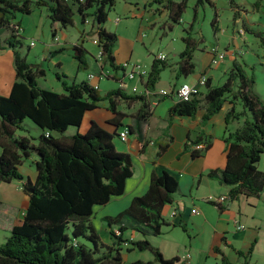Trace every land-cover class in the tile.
Wrapping results in <instances>:
<instances>
[{"label": "trees", "instance_id": "16d2710c", "mask_svg": "<svg viewBox=\"0 0 264 264\" xmlns=\"http://www.w3.org/2000/svg\"><path fill=\"white\" fill-rule=\"evenodd\" d=\"M149 1L150 6L155 5L156 13L166 11L172 25L181 23L187 0ZM260 2L253 3L252 8L259 9ZM115 3L116 0H0V28L11 32L5 47L13 52L15 68V81L9 94L0 95V183L19 182L28 198L27 207L20 218L13 221L9 235L0 244V264H123V254L132 251H147L153 259L135 260L130 264H182L178 257L165 259L148 240L160 236L164 226H175L162 216L163 209L172 204L173 195L178 191L177 180L165 169L151 174L147 191L135 196L127 208L115 216L101 218L109 242L101 240L91 223L93 210L123 195L126 181L133 174V164L129 154L115 147L114 139L119 138V132L109 133L94 122L84 133L78 131L85 112L104 102L115 116L110 124L120 127L119 119L124 114L117 110L118 100L128 104L137 102L139 108L133 116L135 124L124 129L128 134L137 135L140 153H144L150 142H144L142 136L143 125L151 115L148 94L154 90L169 63L156 59L151 62L148 74L139 80L144 94L132 92L134 95H128L118 88L100 95L98 89H93L86 81L68 82L64 74L54 73L62 88V92L57 93L39 84L38 78L44 72L29 65L20 53L23 40L18 38L14 28L19 26L16 16L29 15L34 9L43 8L51 25L57 23L65 30L73 27L77 19L80 25L89 27L87 32L80 31L79 42L71 48V57L79 71H85L87 66L84 58L88 53L83 42L88 37L97 41L95 46L102 53L100 65L120 69L113 56L117 36L105 28ZM204 3L214 8L210 25L215 33L219 30L217 10L211 0H196L192 22L182 30L184 49L178 54L177 77H188L195 72L193 55L203 43L201 36L195 37L196 8ZM228 3L235 23L241 19L239 12L242 10L235 0H228ZM262 3L264 6V0ZM241 29L245 34L258 37L264 52L263 33L254 31L244 21ZM51 34L54 36L55 32ZM58 52H50L46 57L52 58ZM254 85V77L236 60L221 85L212 86L206 78L198 96L188 102L176 101L169 109L163 137L153 142L158 148L156 157L167 150L173 139L169 135L170 118L176 115L193 117L202 109L201 122L204 123L217 114L228 99L236 100L241 105L240 112L233 107L225 121H243L224 139V167L212 169L206 176L230 188L226 203L240 196L259 198L264 187V172L258 169L264 157V103L254 91ZM25 120L38 128L36 139L16 136V131L24 130ZM70 127L77 129L68 134ZM34 140L36 143L32 142ZM201 143L204 147L190 150L191 156L202 155L209 149L210 142L201 136L189 141L194 146ZM188 149L187 143L184 151ZM32 156L35 157L32 162L36 173L34 180L19 172L22 163ZM216 207L220 211L226 208ZM180 227L185 231L182 225ZM130 234L138 238L132 239ZM251 251L248 250L247 257ZM214 252L219 255L220 264H231L219 249L214 248Z\"/></svg>", "mask_w": 264, "mask_h": 264}, {"label": "crops", "instance_id": "0c3cea01", "mask_svg": "<svg viewBox=\"0 0 264 264\" xmlns=\"http://www.w3.org/2000/svg\"><path fill=\"white\" fill-rule=\"evenodd\" d=\"M235 2L240 5L242 10L241 12H243V16L245 17L249 16L247 8H251L253 12L252 15L256 14L258 18L257 22L261 27H264V12H259L257 8L253 9L252 0H235ZM257 2L262 4V0H257ZM122 3V10L124 11L122 14L128 13L133 18L138 20L139 29L134 39L118 35L117 42L113 49V56L117 67H120L124 62L138 64L136 63L137 56L134 51L135 41L142 42L143 38L146 37L144 32L152 30V28L156 27V22L151 20V17L155 16V9L153 11L149 5V0H122ZM115 5H117V0ZM160 11L161 12L157 15L163 19L162 33H165V29L171 31L173 25L168 21L166 11ZM27 16V18L16 19L21 27V32L19 33L18 38L23 40V47L20 49V53L24 56L25 61L29 65L44 72L43 76L39 77L44 82L47 77V72L42 67L43 65L41 62L47 61L53 68V74L62 73L67 77V80L71 79L75 82L86 81L89 85L93 84V82L87 81L88 74L93 73L97 75L102 70H111L112 77L96 81L100 95H104L109 91L118 89L119 80L124 81V88L121 89L128 95H134L132 93V88L134 87L137 90L135 94L140 95L144 92V88L139 82L140 78L128 81L123 79L125 78V75L122 70H113L108 65L101 66L96 57L98 52L95 53L94 49L90 50L88 47H84V44L83 48L88 53V55L84 58L87 66L85 71H79L77 63L71 57V48L79 42V36L75 37L74 35V38L70 39L67 30L63 31V29L59 28L57 23L51 25L47 17V12L43 8L34 9ZM145 16L147 19L149 18L148 23L142 24V22H144L143 17ZM138 17L140 22L139 19H137ZM251 18L252 17L247 18L246 22H249L250 25L258 24L257 22L249 21ZM238 20L239 19H237L235 23H237ZM121 21L122 20L118 17H115L114 19L115 24H119ZM45 25L50 32H55L50 42H47L46 36H44L43 29ZM105 28L109 32L118 34L116 31L110 29L107 26V23ZM75 29H77V34L79 35L80 28L78 29L76 26ZM82 31L87 32L88 28L84 27ZM243 32L244 31L242 29L239 31L241 36H245V33ZM10 34V31L0 28L1 96H7L9 94L12 84L15 81L13 52L11 49L5 47V42L8 40ZM40 35L43 36V48L41 52L36 50L32 52V49L36 47V43L33 41V38H37ZM28 37H30L31 41H27ZM31 42L33 43V46H30ZM242 43L244 44V42ZM93 46L95 45L93 44ZM218 48L219 47L216 44H211L209 47L200 45L193 55L195 61V72L188 77L176 76L178 54L184 49V46L182 45V48L175 49L177 59L173 62V64L169 63L170 66L161 72L159 81L156 83L154 90L148 94L151 115L147 122L143 125L142 136L144 142H150L145 148L144 153H140L138 143L139 140L136 134L129 133L127 140L122 141L121 144H118L121 140L117 141L116 138L114 139L117 151L129 154L132 164L133 162L138 164L140 173L136 175L133 169L131 178L126 181L123 195L113 197L109 202L111 203L112 201H117L119 204H114L115 207L109 215L100 214L98 218H100L101 221L102 217L115 216L127 208L135 196H141L147 191L151 174L153 172L159 173L161 169H165L177 180L178 191L173 195L172 204L165 206L162 212V216L165 221L168 224H173L175 226L172 227V225H169L164 226L163 228H170L174 230L176 228H180V225H182L185 230H190L197 239H204L203 232L207 231L209 233L208 251L213 256L219 257V255L214 252V248H217L231 264H245V262H247V264H259L262 263V260L258 257V255H261V251L264 248V216L258 214L257 210H259L260 207L264 208V187L259 198H247L240 196L237 200L231 203L227 202L223 204L222 206L226 208L222 211H220L216 205L207 201L208 197L226 196L230 189L227 186L220 185L217 180L209 179L206 174L212 169L223 168L225 165L226 155L224 139L230 133L238 129L243 121V119L230 120L227 123L225 121V116L233 107L236 112H240V103L236 100L230 101V99H228L222 105L220 111L204 123L201 122L204 112L202 109L199 110L193 117L178 115L173 116L170 118L171 121L169 126V135L173 139L167 150L159 157H156L158 148L153 144L154 141L163 137V130L168 124L167 120L169 118V109L176 103L174 95L175 89L181 83L196 85L198 78L204 75L206 78L210 79L212 86H219L225 81L227 74L230 71L232 62L236 60L240 63V60H242L241 55L245 54L242 50V44L238 45L237 43H234L232 44V49H223L225 53L222 61L212 64V56H214L215 52H220ZM211 49H215V51L213 52ZM54 51L59 52L53 55L52 58L48 59L46 56L50 52ZM31 52L34 57V61L32 62L27 59ZM170 52L171 51H167V54ZM157 55L147 60L149 65H142L148 72L151 62L157 58ZM166 60L167 57L165 61ZM57 65L59 66L58 68L56 67ZM67 65H71L75 69L72 73L73 77L69 76L66 72ZM244 66H248V64H244ZM80 73V79L76 80ZM165 73H168L166 78L164 77ZM54 79L55 82H58L55 77ZM58 84L61 88V84L59 82ZM160 91H166L168 95L161 96L159 94ZM138 108L139 103L137 102L128 104L118 100L117 110L123 113L124 117L119 119L121 126L116 127L110 124V121L115 116L108 111L106 102H104L98 108L85 112L83 121L78 131L84 133L89 125L94 122L107 132H115L118 134V132L124 130V127L134 126L135 122L133 116ZM16 136L21 135L16 134ZM197 136H201L202 139L210 142V147L202 155L193 157L190 154V150L201 149L204 147V143L199 144V147L189 144V141H193L197 138ZM166 140L167 139H165V142H167ZM187 143L190 149L184 151L185 144ZM30 160L34 162L35 157L32 156ZM27 166L26 162H23L19 167V172L24 177L34 180L36 173L33 164L32 166L29 165L33 170H30ZM258 169L264 172L263 156L258 163ZM4 200L7 202V208L2 210L1 205H3L2 203ZM27 203L28 198L21 191L19 182L12 181L9 183H0V229H3L4 240L9 235L13 221L20 218L21 213L27 207ZM96 208L97 207H95L94 210ZM94 210L93 215L97 216L98 210H96V212H94ZM174 210L177 214L172 217L171 213ZM192 210H195L196 212L192 213ZM94 216H92L93 219ZM92 218L91 220H93ZM241 225L243 226L242 229L239 227ZM100 227L105 231L104 224L101 223ZM232 228H235V231H233ZM136 238H138L137 235ZM156 248L159 249L165 259L173 257L179 258L176 253L175 255L167 257L162 251L163 245L162 248L160 246ZM249 249L252 251L247 257L246 255ZM133 252L134 251L130 253ZM239 252L242 253V256L238 254ZM187 255L188 254L183 255L181 259L179 258L182 264H190V256L188 255L189 257H186ZM253 255L254 258L252 257ZM124 261L125 259L123 254V262Z\"/></svg>", "mask_w": 264, "mask_h": 264}, {"label": "rangeland", "instance_id": "374dc122", "mask_svg": "<svg viewBox=\"0 0 264 264\" xmlns=\"http://www.w3.org/2000/svg\"><path fill=\"white\" fill-rule=\"evenodd\" d=\"M134 1V0H133ZM239 1V0H236ZM252 3H256L257 0H252ZM211 2L214 4L215 9L217 10L218 15V31L215 33L213 31V28L211 27L210 23L213 18L214 14V8L209 6L208 4H203V6H198L196 8V21L194 24V29L197 31L196 36H201L203 43L201 45H205L206 47H209L211 44L218 45V49L220 53H225L223 49L229 48L232 49V44L237 43L238 45L242 44V50L245 52V54L241 55L242 60H240V63H242L244 70L246 73L250 76L252 75L255 80L254 85V91L259 96L261 101L264 103V52L260 45L259 38L254 36L251 33H246L245 36H241L239 31L242 28V21L246 23L251 29L254 31H261L263 33L264 37V27H261L259 25L257 15H252V9L247 8V13L249 16H243V12H239V15L241 16V19L238 20L237 23H234L232 21L233 13L229 6L228 0H211ZM196 0H187L186 8L183 13L181 23L179 25H173L171 31H168L165 29V33H162L163 31V19L160 18L155 12V16L151 17V20L156 22V27L152 28V30L145 31L144 35L146 37L143 38L142 42L135 41V52H136V63L139 65H149L147 60L150 58H153L157 54L161 53L164 54L167 57V62L173 64V62L177 59V56L175 55V49L182 48V41L181 38L184 36L183 28L188 27V25L192 22V18L194 17V6H195ZM263 4V3H262ZM260 3L259 5V12H264V6H262ZM239 5V4H238ZM122 0H117V5L114 6V8L109 12L108 14V22L107 26L112 29L113 31H116L118 35L123 36L125 38L134 39L135 35L138 32L139 29V23L138 20L133 18L130 14L125 13L122 14L124 11L122 10ZM151 8L155 9V5L151 6ZM239 9L240 5H239ZM114 10V11H113ZM17 18H27V15H21L18 14L16 16ZM115 17L120 18L122 21L119 24L114 23ZM252 17L249 21L257 22L256 25H250L249 22L247 23V18ZM243 18V19H242ZM139 19V17L137 18ZM142 24L148 23L149 18L147 19L146 16L143 17ZM16 21V20H15ZM140 22V19H139ZM252 23V22H251ZM87 25H89L87 23ZM59 26V25H58ZM80 28V31L85 27L80 25L79 21L76 19L74 21V26L69 27L65 29L67 30L69 38L73 39L74 35L75 37L79 36V39L81 37L80 31L79 35L77 34V29L75 27ZM60 28V27H59ZM89 29V27H86ZM40 29V28H39ZM44 36H46L47 42H50L52 39V32L46 28V25L44 27ZM46 30V32H45ZM64 31V29H63ZM244 33V32H243ZM24 34V32H23ZM94 38V37H92ZM43 36H38L37 38H33V41L36 43V47L32 49L33 51H39L41 52L43 48ZM91 37L84 39V47H88L90 50H95V53L98 52L97 47L93 46ZM27 41H31L30 37L27 38ZM244 42V44L242 43ZM172 44V45H171ZM172 49V50H171ZM205 49V48H204ZM212 50V49H211ZM167 51H171L169 54H167ZM32 52L28 56V61H34V57L32 56ZM38 52V53H39ZM72 53V52H71ZM42 55V54H41ZM213 57V56H212ZM240 59V58H239ZM170 61V62H169ZM73 62V61H72ZM42 67L47 72V77L45 78V82L38 78L39 84L47 89L60 93L62 92L61 88L59 87L58 82H55L54 74H53V68L48 64L47 61H42ZM74 63V62H73ZM244 64H248V66H244ZM48 65V66H47ZM146 65V66H147ZM252 69V72H251ZM75 71V69L71 65L66 66V72L69 76H72V73ZM167 72V71H166ZM168 73L164 74V77H167ZM81 77V73L78 75V78L76 80H79ZM71 80V79H70ZM68 79L67 81L70 82ZM77 128L70 127L68 130V134L74 133ZM16 134L23 135L29 138L36 139L39 136L38 128L33 125L29 120L24 121V130L23 131H16ZM117 141H120L118 137H116ZM33 143H36V140L32 141ZM122 141L118 142V144H121ZM26 164L28 165L30 170H33L29 165L32 166V161L29 159L25 160ZM133 169L134 173L137 175L140 173L139 166L136 162H133ZM117 201H112L107 206H97V208L94 210H98L97 216H94V219L91 220L92 225L94 226L96 232L100 236L101 240L103 242L107 243L109 242V237L107 232L104 231L100 227L101 221L98 216L100 214L102 215H109V213L113 210L115 205H118L119 203H114ZM3 205H1L2 210L4 208H7V202L4 200ZM115 204V205H114ZM257 213L261 216H264V208L260 207L259 210H257ZM103 224V223H102ZM105 228V227H104ZM233 231H235V228H232ZM204 239L203 238H196L194 234L191 233L190 230L183 231L182 228H176L174 230L170 228H163L162 234L158 237H151L147 238L149 242L155 247L160 246L162 248L163 245V253L168 257L171 255H175V253L181 257L183 255L188 254L190 256V264H220V258L217 256H213L208 251V238L209 233L203 232ZM134 235V234H133ZM130 234V236H133ZM135 236V237H134ZM132 239H137L136 235H134ZM3 229H0V244L3 243ZM193 243V246H192ZM192 247V249H191ZM254 258V255L252 256ZM258 257L262 260V263L264 264V248L261 251V255H258ZM124 259L125 261L123 264H130L132 261L135 260H142V261H148L152 260L153 256L151 253L145 251V252H138L134 251L133 253H124ZM254 260V259H253Z\"/></svg>", "mask_w": 264, "mask_h": 264}, {"label": "built area", "instance_id": "2783aa9c", "mask_svg": "<svg viewBox=\"0 0 264 264\" xmlns=\"http://www.w3.org/2000/svg\"><path fill=\"white\" fill-rule=\"evenodd\" d=\"M14 28L17 30L18 34L21 32V27L18 25H15ZM92 43L94 45H97V41L96 39L92 40ZM30 46H33V43H30ZM212 51L214 52L215 49H212ZM97 60L99 63L102 62V53L100 50H98L97 53ZM224 58V54L220 53V52H215L214 56L211 59V63L212 64H216L220 61H222ZM166 56L163 54H158L156 60L159 61H165ZM124 72L125 75V80L131 81L134 80L136 78H145L146 75L148 74V71L143 68V66L139 65V64H134L132 62H124L121 66H120V71ZM112 77V72L111 70L107 69V70H102L99 74L95 75L93 73H90L87 75V81L89 82H93V84H91L90 86L93 89H98V85L96 83L97 80H102V79H106ZM206 82V77L204 75L200 76L197 80L196 85H191L188 83H181L176 89H175V98L176 101H182V102H188L190 101L193 97L198 96V94L201 91V87L205 84ZM119 88H124V81L122 80L119 83ZM132 92H137L136 88H132ZM159 94L161 96H166L168 95V93L166 91H160ZM119 139L121 141H126L127 140V136H128V131L126 129L122 130L119 132L118 134ZM199 147V146H197ZM226 196H220V197H208L207 201L217 205V206H222L223 204L226 203ZM195 210H192V213H195ZM177 214V212L174 210L171 213V216L174 217ZM240 229L243 228V226H239ZM186 257H189L188 255ZM184 257V258H186Z\"/></svg>", "mask_w": 264, "mask_h": 264}]
</instances>
